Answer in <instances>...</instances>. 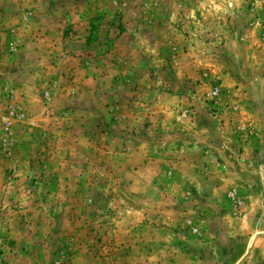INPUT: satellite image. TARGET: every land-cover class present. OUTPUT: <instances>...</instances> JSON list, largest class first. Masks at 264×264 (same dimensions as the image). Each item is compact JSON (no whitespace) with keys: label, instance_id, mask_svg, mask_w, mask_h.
Instances as JSON below:
<instances>
[{"label":"rangeland","instance_id":"374dc122","mask_svg":"<svg viewBox=\"0 0 264 264\" xmlns=\"http://www.w3.org/2000/svg\"><path fill=\"white\" fill-rule=\"evenodd\" d=\"M0 264H264V0H0Z\"/></svg>","mask_w":264,"mask_h":264}]
</instances>
